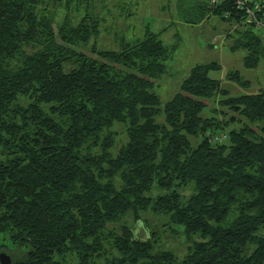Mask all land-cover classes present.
Masks as SVG:
<instances>
[{
    "label": "trees",
    "instance_id": "trees-1",
    "mask_svg": "<svg viewBox=\"0 0 264 264\" xmlns=\"http://www.w3.org/2000/svg\"><path fill=\"white\" fill-rule=\"evenodd\" d=\"M92 3L0 0V239L27 247L11 264H264V89L232 95L209 74L218 61L197 62L163 104L155 85L176 44L146 28L100 47ZM177 11L244 20L232 48L247 49L246 67L264 58L237 0H177ZM167 230L186 235L182 258L155 246Z\"/></svg>",
    "mask_w": 264,
    "mask_h": 264
},
{
    "label": "rangeland",
    "instance_id": "rangeland-1",
    "mask_svg": "<svg viewBox=\"0 0 264 264\" xmlns=\"http://www.w3.org/2000/svg\"><path fill=\"white\" fill-rule=\"evenodd\" d=\"M57 8L61 9L62 6ZM70 10L72 14L77 13L75 2L72 3ZM85 10L93 11L103 17L102 30L98 32L96 39L100 47L119 48L122 36L128 39L143 36L146 28L162 30L161 37L164 42L169 46L176 44V49L167 60L166 71L157 79L155 85V90L159 93L163 104L180 89L181 82L197 62L218 61L220 68L211 69L209 74L218 78L222 87L227 88L232 95L264 89V58H261L258 66L246 67L243 59L248 52L247 49L232 48L236 39L235 28H243L244 20L239 22L235 17L212 14L200 22H187L178 17L177 0H93L91 6L88 5ZM257 27H259L257 30L264 35V26ZM94 40L92 38L84 44L83 49L89 51ZM24 48L31 51L35 46L29 44ZM234 70H239L248 82L243 84L231 77L230 72ZM206 110L207 108L203 111L204 114ZM116 129L121 131L122 127L117 126ZM229 129L230 127L227 132ZM119 139L123 141L124 134ZM161 192L164 191L155 189L153 193ZM182 193L189 195L191 189L184 188ZM146 216L150 223L157 225V228L167 229L168 226H160L168 221V216H157L152 212L147 213ZM128 221L133 223L131 218ZM135 225L139 237L149 236V229L143 222ZM169 231L163 232V236L156 235L154 244L158 248L172 250L182 258L187 253L190 243L184 233L170 234ZM0 245V253L6 252L13 259L23 257L27 250L26 246L13 244L8 235L2 236Z\"/></svg>",
    "mask_w": 264,
    "mask_h": 264
},
{
    "label": "built area",
    "instance_id": "built-area-1",
    "mask_svg": "<svg viewBox=\"0 0 264 264\" xmlns=\"http://www.w3.org/2000/svg\"><path fill=\"white\" fill-rule=\"evenodd\" d=\"M211 2H219L220 0H209ZM237 3L240 7L246 8L247 13L249 14V20H256L258 25L264 26V21L259 20L256 14V10H260L261 7H264V0H237ZM226 138V133H222L216 136V139L221 141Z\"/></svg>",
    "mask_w": 264,
    "mask_h": 264
},
{
    "label": "water",
    "instance_id": "water-1",
    "mask_svg": "<svg viewBox=\"0 0 264 264\" xmlns=\"http://www.w3.org/2000/svg\"><path fill=\"white\" fill-rule=\"evenodd\" d=\"M12 263V258L9 254L6 252H1L0 253V264H11Z\"/></svg>",
    "mask_w": 264,
    "mask_h": 264
}]
</instances>
